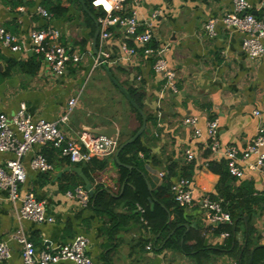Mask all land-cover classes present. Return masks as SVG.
Instances as JSON below:
<instances>
[{"label":"crops","instance_id":"crops-1","mask_svg":"<svg viewBox=\"0 0 264 264\" xmlns=\"http://www.w3.org/2000/svg\"><path fill=\"white\" fill-rule=\"evenodd\" d=\"M90 1L95 6L92 11L86 4L87 9L84 8L81 0H61L67 9L63 16L57 17L49 11L57 0H0V25L22 40L19 51H12L0 43V114L10 117L25 104L27 115L33 120L58 121L69 98L80 90L81 85L86 87L88 79L95 76L97 81L106 78L136 114L139 126L125 131L119 123L123 116L112 117L109 109H102L93 116L95 113L90 107L95 103L97 92L94 84L88 90L93 96L91 104H86L81 94L79 106L70 119L60 122V125L68 136L78 137L88 127L113 124L118 129V150L119 143L131 138L142 122L102 64L95 66L94 37L102 8ZM263 1L251 0L255 14H261L259 8ZM39 6L52 16L48 19L38 14ZM131 8L137 10L143 22L154 9L162 11V16L153 23L156 34L153 43L169 44L166 57L177 74V91L168 88L164 76L153 68L155 57L142 49L132 63L108 64L113 76L125 88L135 87L144 94L143 111L151 117L141 136L145 152L137 154L135 166L121 162V152L116 159V150L106 158H93L107 161L104 170H90V178L84 170L83 173L91 182L94 196L101 186L118 196L123 194L127 180L120 182L118 165L126 164L124 166L131 172L138 169L151 190L166 182L172 185L180 176H187L188 168L193 175L194 203L190 208L178 206L184 212L187 231L198 227L205 238L204 245L213 253L197 260L196 251H190V247L196 244L193 240L188 242L189 253L181 248L166 247V239L160 233L154 234L141 220L140 205L136 206L137 214H134L127 205L121 204L118 213L122 220L113 224L106 213L101 214L93 208L94 196H90L88 205L84 206L79 198L70 195L79 186H86L82 174L72 169L78 165L62 155L60 150L36 144L23 158L27 179L21 184V193L34 192L45 203L54 221L37 223L19 218L21 201H13L9 192L0 188V243H6L12 253L11 258L0 260V264H24L22 245L13 237L18 229L24 231L37 250L46 246L54 248L83 235L89 240L88 254L94 264H229L234 259L229 253L213 251L228 245L231 240L219 238L223 232L219 231V226L227 223H210L201 207L206 193L218 198L220 175L210 170L209 163L227 161L222 149L216 152L208 149L207 126L210 121L218 120L222 146L235 145L240 151L247 149L260 126L264 125V57L250 59L242 48V35L222 22V18L234 10L233 0H137L127 7L129 13ZM210 19L219 20L215 37H210L204 29ZM47 26L60 29L62 44L82 56L81 61L70 62L60 75L54 74L43 56L32 49L30 32ZM98 27L100 30L99 23ZM121 39L119 30H114L105 49L117 56ZM129 41L133 44L132 40ZM99 44L100 33L97 50ZM92 67L95 68L93 74ZM138 75L142 79L137 82ZM108 100L112 102L113 97L109 96ZM190 116L198 118L197 128H200L202 136L195 134L194 126L184 125V119ZM17 136L21 137L20 133L17 132ZM188 149L195 154L191 161L187 160ZM37 154L46 157L52 165L51 170L40 171L31 167L30 162ZM13 157V153L0 152V163L5 164ZM255 160L256 156H253L247 161L240 160V164L246 167ZM171 166H174L173 174L166 178ZM161 171H165L164 177H160ZM236 178L235 185L240 187L248 183L245 191H253L255 198V202H251V211H246L239 224L244 230L249 226L244 246L248 243L255 251L257 247L264 246V173L260 169L246 168L245 175ZM150 244L152 248L148 249Z\"/></svg>","mask_w":264,"mask_h":264},{"label":"built area","instance_id":"built-area-1","mask_svg":"<svg viewBox=\"0 0 264 264\" xmlns=\"http://www.w3.org/2000/svg\"><path fill=\"white\" fill-rule=\"evenodd\" d=\"M137 0H94L95 5L102 8V13L98 17L100 26V44L98 54L95 56V66L103 62L112 64L116 62L132 63L142 49L146 54L155 57L153 68L155 72L164 76L170 90L177 91V74L170 66L166 53L170 50L169 44L164 42L155 47L151 46L155 38L153 23L162 16V11L154 9L146 22L142 21L135 8H131V13L127 7L136 3ZM233 12L222 18L224 25L242 35V48L250 59L264 57V1L260 6L261 14L253 12L251 0H233ZM37 13L50 18L52 14L45 8L39 6ZM219 20L210 19L204 29L210 37L217 36V24ZM119 30L122 39L120 41V53L112 55L105 49L107 41L112 37L113 31ZM62 32L60 29L47 26L34 29L30 32L32 49L37 54H41L51 71L60 75L67 69L70 62H79L82 56L78 52L71 50V47L62 44L60 41ZM132 40L133 44L129 41ZM0 43L9 47L12 51L21 50L22 40L16 34L10 32L0 25ZM115 57V58H114ZM142 76H137L136 81H140ZM82 89L75 92L68 100L63 115L58 121H50L45 118L33 120L27 115V107L23 104L14 115L7 116L0 114V152L13 153L15 157L5 164L0 163V188L9 192L13 201H21L19 208V218L31 220L37 223L53 222L54 217L47 212L45 203L39 200L35 193L27 191L21 193V184L27 179V171L23 158L32 150L34 145L51 146L60 150L61 154L67 156L72 162H90L93 158H106L114 154L118 147L117 139L106 135L83 130L79 136H68L60 125V122H67L75 109L79 106ZM198 118L190 116L184 119V125L194 126L195 134L202 136L200 128H197ZM218 120H212L207 126L208 149L216 152L220 149L227 159L230 173L238 178L245 175V169H260L264 173V125H261L257 136L248 144L247 149L240 151L235 145L222 146L219 138ZM17 132L21 137L17 136ZM187 160H193L195 154L188 149ZM256 156L253 164L246 167L240 164V160L247 161ZM31 167L35 170L47 171L52 169L43 154H37L31 160ZM165 176V171L160 172V177ZM171 192L175 202L182 208H190L194 203L193 179L188 176H180L171 185ZM70 193V192H69ZM79 198L80 202L87 206L90 200V193L85 187L79 186L75 192L70 193ZM201 207L210 223L232 224L231 213L223 208L222 199H215L209 193L202 198ZM142 213L145 208L138 206ZM141 220L147 225V220L142 216ZM242 232L236 234V238L241 240ZM231 236L230 232L223 231L219 238L226 239ZM13 237L22 245V257L24 264H61L72 262L73 264H94L88 254L89 240L80 235L71 242L51 248L46 246L37 250L35 244L22 229H18ZM152 245L148 246L151 249ZM12 253L9 246L0 243V260L11 258ZM229 264H238L236 259H232Z\"/></svg>","mask_w":264,"mask_h":264},{"label":"trees","instance_id":"trees-1","mask_svg":"<svg viewBox=\"0 0 264 264\" xmlns=\"http://www.w3.org/2000/svg\"><path fill=\"white\" fill-rule=\"evenodd\" d=\"M74 1L77 2L79 0ZM84 1L89 10L92 11L93 8H95V6L91 4L90 0ZM66 9L67 8L62 6L61 0H57L49 11L53 12V14L58 17L63 16L66 13ZM151 46L156 48L157 45L155 43H151ZM127 90L133 100L143 110L145 107L144 94H142L140 90L135 87H129ZM132 107L138 113L140 121L142 122L141 114L134 108L133 105ZM147 120L151 121L150 115L147 116ZM134 134H132V136ZM121 144L122 143H119V145ZM139 152H145V147L141 143V137L133 143L127 145L121 151L119 160L126 164L135 165V160L137 159V154H139ZM129 153L131 155L130 157H127L126 155ZM76 165L83 167L85 174L90 178V170H104L107 167V161L93 159L90 162L76 163ZM124 165H118L120 170V182L123 183L127 178L124 182L126 186L123 194L114 196L106 189H102V186L99 187L97 195L93 197L95 200L93 208L96 211L101 214L106 213V215L112 219L114 224L115 221L122 220V215L118 213V208L121 204L127 205L128 208L134 212V214H137L135 213L136 206L140 205L145 208L143 217L147 220L148 228H150L154 234L160 233V235L166 239V247L181 248L186 253H189L187 252L189 250L188 242L193 240L196 244L193 247H190V251H196L195 257L197 260H200L202 256H209L213 253L211 251L212 249H208L204 245L205 238L198 227H191L187 231V227H185L184 224L186 222L184 212L174 200L171 192V183L166 182L159 188L151 190L146 184L145 176L142 175L138 169L131 172ZM173 168L174 166L169 168V173L166 175V178L173 174ZM209 168L212 172L220 175V182L217 188L218 193L216 195L218 198L215 199H222L223 208L229 211L233 218L232 224L219 226V231H228L231 234L228 238L231 239L228 241V245L223 246L219 250L213 251L216 253H221L220 251H222L224 253L231 254L233 258L237 260L238 264H264V246L257 247L255 251L250 248L248 243L244 246L245 239L247 238L248 240L250 228L248 226L244 230L240 228L239 225L242 220H244L246 211H251L250 208L252 203L255 202L253 191H245V189H248L245 187L248 185L246 182L240 187L235 185L237 178L230 173L227 161L221 160L219 162H210ZM187 176L193 179V175L188 168ZM152 204H154V207H152ZM114 229L117 230L116 228ZM238 232H242L241 240L236 238V234Z\"/></svg>","mask_w":264,"mask_h":264},{"label":"rangeland","instance_id":"rangeland-1","mask_svg":"<svg viewBox=\"0 0 264 264\" xmlns=\"http://www.w3.org/2000/svg\"><path fill=\"white\" fill-rule=\"evenodd\" d=\"M93 67L91 69L92 74L95 71V68ZM93 78L88 79L89 85L85 87L84 84L81 85L79 88V89L81 88L83 89L82 99L85 97L86 104H91L90 100L93 98V96L89 95L88 90L91 84H94V86L96 87L95 89L97 92L95 93L94 96L95 103H92V106L90 107V110L93 113H95L93 114V116H96V113H100L101 111H103L102 109L104 110L109 109L108 113L113 114L112 117H116V116L119 117L121 115L123 116V118L119 120V123L125 131L128 130L130 127L131 128L138 127L139 120L136 114L131 110L129 104L122 97V95L114 88V86L106 78L102 79V81H97V79L95 80L96 76ZM109 96L113 97L112 102L108 100Z\"/></svg>","mask_w":264,"mask_h":264},{"label":"water","instance_id":"water-1","mask_svg":"<svg viewBox=\"0 0 264 264\" xmlns=\"http://www.w3.org/2000/svg\"><path fill=\"white\" fill-rule=\"evenodd\" d=\"M82 5L84 6V8H86L84 1H82ZM87 9V8H86ZM99 27H98V23H97V30L95 33V37H94V51L96 54H98V50H97V42H98V37H99ZM102 66L104 67V69L106 70L108 76L110 77V79L112 80V82L119 88V90L122 92V94H124V96L127 98V100L134 106L135 109L138 110V112L141 114L142 116V123L140 128L138 129V131L131 137L129 138L127 141H125L124 143H122L119 147V149L117 150L116 153V159H118V155L119 153L129 144L133 143L135 140H137L139 137L142 136V134H144V132L146 131V127H147V115L145 114V112L140 108V106L133 100V98L131 97L130 93L128 92L127 88H125L112 74V71L110 69V66L106 63L103 62ZM88 130L94 133H98V134H102V135H106L108 137H111L113 139H117V134H118V129L115 125H111V124H103L101 126H96V127H88ZM118 161V160H117ZM119 164H121L118 161ZM74 171L82 174L85 184H86V189L89 190V193L91 196H94V190L91 187V182L88 179V177L83 173V168L80 166L77 167H73L72 168Z\"/></svg>","mask_w":264,"mask_h":264}]
</instances>
